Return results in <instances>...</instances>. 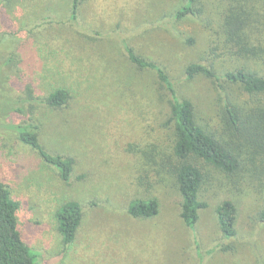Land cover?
Here are the masks:
<instances>
[{"label": "rangeland", "instance_id": "rangeland-1", "mask_svg": "<svg viewBox=\"0 0 264 264\" xmlns=\"http://www.w3.org/2000/svg\"><path fill=\"white\" fill-rule=\"evenodd\" d=\"M204 2L201 21H177L181 0H85L76 20L72 0H0V183L19 204V230L36 264H264V178L254 172L262 158L244 136L226 132L223 115L230 102L250 109L264 97L185 78L191 63L216 60L221 72L241 63L215 34L219 1ZM125 44L162 66L179 98L193 103L198 124L241 156L244 168L231 177L203 168L205 207L195 229L181 219L182 197L161 165L173 148L170 92L130 63ZM57 89L69 93L61 109L45 104ZM6 100L22 111L7 113ZM14 125L36 126L47 153L73 159L70 179L22 142ZM135 199H156L158 215L132 217ZM226 200L238 210L232 239L216 217ZM71 201L83 220L65 247L57 214Z\"/></svg>", "mask_w": 264, "mask_h": 264}, {"label": "trees", "instance_id": "trees-1", "mask_svg": "<svg viewBox=\"0 0 264 264\" xmlns=\"http://www.w3.org/2000/svg\"><path fill=\"white\" fill-rule=\"evenodd\" d=\"M204 1L181 0V5L174 13V20L191 18L201 21L207 15V5ZM217 1L223 11L219 14L222 22L215 34L223 38L225 48L228 47L231 54L241 63L235 69H225L224 72L218 70L216 60L191 63L185 69V78L191 81L203 77L221 89L224 88L223 84H227L237 86L249 96L264 97V0ZM84 2L85 0H72L73 19L78 18ZM219 47L220 45H217L212 48L210 53L215 54ZM124 48L133 66L155 73L161 85L170 92L169 122L173 127V148L172 156L161 165H166L172 172L182 197L181 219L187 227L195 229L200 210L205 207L199 199L205 180L203 168L208 166L231 177L244 168L241 156L235 150V145L219 140L198 124L193 103L188 99L179 98L174 83L162 66L137 54L128 44H125ZM251 61L257 62L255 66ZM68 100L69 93L64 89H57L48 96L45 104L53 109H61L66 106ZM6 101L9 103L7 113L22 111L11 108L13 104ZM223 115L226 118V132L237 138L244 136V146L251 145L254 148L251 155L261 156L262 160L258 166H254V172L258 177L264 178V104L245 109L230 102ZM9 128L15 130L20 140L36 150L45 162L57 167L64 181L70 179L75 161L47 153L39 143L36 126L14 125ZM155 159L156 156L150 160L152 166L159 167ZM146 168L147 172L152 171L150 166L147 165ZM18 209L19 204L12 199L9 189L0 183V264H36L32 251L24 242L19 230ZM128 213L134 218L150 219L158 215L159 203L156 199H135L130 203ZM237 213L235 203L230 200L223 201L217 207L218 225L226 239L236 236ZM258 217L259 221L264 223V209ZM82 220V207L75 201L66 203L57 214L58 230L65 247L75 242Z\"/></svg>", "mask_w": 264, "mask_h": 264}]
</instances>
